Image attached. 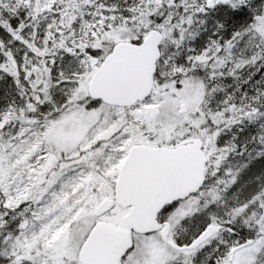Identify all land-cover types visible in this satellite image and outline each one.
Listing matches in <instances>:
<instances>
[{
	"label": "snow or ice",
	"instance_id": "1",
	"mask_svg": "<svg viewBox=\"0 0 264 264\" xmlns=\"http://www.w3.org/2000/svg\"><path fill=\"white\" fill-rule=\"evenodd\" d=\"M0 264H264V0H0Z\"/></svg>",
	"mask_w": 264,
	"mask_h": 264
}]
</instances>
